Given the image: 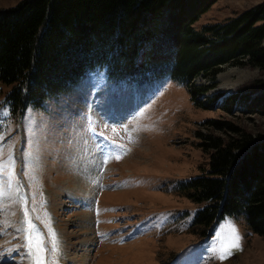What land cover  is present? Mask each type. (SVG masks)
I'll return each mask as SVG.
<instances>
[{
    "label": "rangeland",
    "instance_id": "obj_1",
    "mask_svg": "<svg viewBox=\"0 0 264 264\" xmlns=\"http://www.w3.org/2000/svg\"><path fill=\"white\" fill-rule=\"evenodd\" d=\"M22 1L0 0V10ZM263 1L221 0L195 27L224 23ZM194 85H215L197 96L207 106L213 94L252 99L264 94V72L227 66L214 82L200 76ZM11 91L0 81V166H7L0 168V264H35L37 245L47 264H264V237L244 218L228 216L204 234L195 224L202 206L178 192L209 169L199 133L225 136L203 128L206 122H230L257 137L264 115L243 106L227 113L218 103L197 108L188 89L169 79L137 87L109 82L104 72L41 109L15 113ZM103 103L134 110L111 126L99 121ZM92 158L94 178L85 169ZM237 236L240 248L220 259Z\"/></svg>",
    "mask_w": 264,
    "mask_h": 264
},
{
    "label": "trees",
    "instance_id": "obj_2",
    "mask_svg": "<svg viewBox=\"0 0 264 264\" xmlns=\"http://www.w3.org/2000/svg\"><path fill=\"white\" fill-rule=\"evenodd\" d=\"M221 0H24L0 10V81L12 87L15 113L43 108L104 72L112 83L144 86L171 80L186 87L197 108L227 113L243 106L264 115V94L224 98L208 106L197 96L200 76L215 81L227 66L264 72V1L224 23L195 25ZM211 104V105H210ZM213 110V109H209ZM215 133H199L209 169L180 184L179 195L202 206L195 224L206 232L228 216L244 218L264 237V136L234 124L208 121Z\"/></svg>",
    "mask_w": 264,
    "mask_h": 264
},
{
    "label": "bare ground",
    "instance_id": "obj_3",
    "mask_svg": "<svg viewBox=\"0 0 264 264\" xmlns=\"http://www.w3.org/2000/svg\"><path fill=\"white\" fill-rule=\"evenodd\" d=\"M146 94H143L142 99L145 98ZM130 101V100H129ZM108 103V101H107ZM106 103V104H107ZM104 104V103H103ZM113 105V106H112ZM101 110H104L100 115H99V121L105 122L106 124L109 125H123L131 115V112H133L134 108L133 105L130 103H121L120 105L116 104H108V105H101ZM92 162L90 164H87L85 166V169L90 171L91 178H94V175L97 173V168L99 166L98 163H95V158H92ZM89 163V161H87Z\"/></svg>",
    "mask_w": 264,
    "mask_h": 264
},
{
    "label": "snow or ice",
    "instance_id": "obj_4",
    "mask_svg": "<svg viewBox=\"0 0 264 264\" xmlns=\"http://www.w3.org/2000/svg\"><path fill=\"white\" fill-rule=\"evenodd\" d=\"M7 166H0V168H6ZM12 176H15V172L14 169L12 171ZM2 194V193H0ZM240 248V245L238 243V236L234 238V241L227 245V246H222L221 248V256L220 259H226L228 253H230L233 250H238ZM30 249H31V245H30ZM52 251L55 253L58 251V247L57 246H53ZM33 250H30V254H32ZM34 252L37 256L36 260H35V264H47L46 259H45V255H46V250L43 248L42 245H37L34 248ZM53 264H58V261H54Z\"/></svg>",
    "mask_w": 264,
    "mask_h": 264
}]
</instances>
